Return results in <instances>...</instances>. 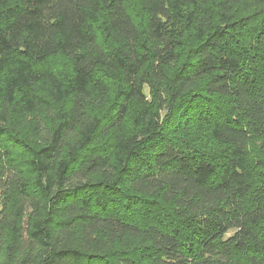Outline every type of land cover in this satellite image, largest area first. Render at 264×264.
<instances>
[{"label": "trees", "instance_id": "obj_1", "mask_svg": "<svg viewBox=\"0 0 264 264\" xmlns=\"http://www.w3.org/2000/svg\"><path fill=\"white\" fill-rule=\"evenodd\" d=\"M0 264H264V0H0Z\"/></svg>", "mask_w": 264, "mask_h": 264}]
</instances>
